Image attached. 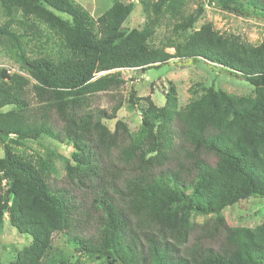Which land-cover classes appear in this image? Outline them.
I'll use <instances>...</instances> for the list:
<instances>
[{
	"label": "trees",
	"instance_id": "16d2710c",
	"mask_svg": "<svg viewBox=\"0 0 264 264\" xmlns=\"http://www.w3.org/2000/svg\"><path fill=\"white\" fill-rule=\"evenodd\" d=\"M211 1L264 14V0ZM181 2H147L142 26L126 28L132 5L120 0L96 18L71 0H0L8 19L0 47L26 71L0 68V230L6 217L30 236L6 264H73L49 254L54 233L105 264H264V220L230 225L221 214L248 198L264 200V38L254 45L208 22L195 28L196 16L178 13L173 29L182 43L170 45L172 53L150 46L158 17L177 14ZM42 38L58 46L29 56L27 43ZM197 58L240 76L252 94L208 86L179 108L170 85L164 105L144 98L138 144L124 121L112 130L103 121L116 117L120 102L109 112L92 107L96 95L124 83L110 70ZM41 136L71 147L60 185L49 158L15 150ZM191 212L209 218L198 223Z\"/></svg>",
	"mask_w": 264,
	"mask_h": 264
},
{
	"label": "rangeland",
	"instance_id": "374dc122",
	"mask_svg": "<svg viewBox=\"0 0 264 264\" xmlns=\"http://www.w3.org/2000/svg\"><path fill=\"white\" fill-rule=\"evenodd\" d=\"M81 6L93 18H96L108 9L117 0H71ZM132 5V11L123 22V26L141 27L145 19L143 14L147 2L157 0H120ZM177 14L163 11L158 17L154 31L148 43L155 48H163L172 53L170 45L182 43L183 34L174 31V25L180 21L178 13L182 17L193 14L196 16L193 26L198 28L202 23L208 22L212 27L222 33L236 34L242 40L257 45L264 38V14L259 11H245L237 14L220 9L211 0H181ZM14 19H20V14H14ZM0 7V24L7 22ZM14 21H12L13 23ZM14 24V23H13ZM17 28V27H15ZM43 43L29 42L28 55L33 56L42 50L53 52L58 46L55 39L46 40ZM35 44V48H33ZM42 51V52H43ZM190 61V62H189ZM187 61L169 60L158 67H150L145 71L140 69H113L109 72H117L124 80L123 85L105 93H99L93 98L92 107L110 111L111 107L120 102V107L114 119H104V123L112 130L117 119L127 125L134 143H140L145 136V129L141 124L143 112L147 108L145 97L149 96L154 104L164 105V94L172 85L176 91L177 104L182 108L190 100L201 96L208 86L222 89L236 95H250L253 86L240 76L225 71L218 65H213L203 59H190ZM179 62V63H177ZM0 68H6L8 73L18 72L22 75L26 71L21 67L11 52H6L0 47ZM105 73L101 72L98 75ZM97 75V76H98ZM133 94L134 104L129 103V96ZM15 150L26 158H49L51 179L56 185H60L64 179V165L70 159L71 147L68 144L58 143L52 138L41 136L37 140H25ZM0 156L2 148L0 147ZM230 225L254 226L264 220V200L248 198L232 207L225 208L221 213ZM191 220L202 222L208 216L191 212ZM92 226V224H91ZM89 235H93L92 227ZM86 234V233H85ZM72 238L65 233L52 235L49 254L57 261L78 264H105L100 260L89 259L83 255ZM30 243V236L20 234L3 218L0 230V264H6L14 259L16 253Z\"/></svg>",
	"mask_w": 264,
	"mask_h": 264
},
{
	"label": "water",
	"instance_id": "95a60500",
	"mask_svg": "<svg viewBox=\"0 0 264 264\" xmlns=\"http://www.w3.org/2000/svg\"><path fill=\"white\" fill-rule=\"evenodd\" d=\"M189 61V60H188ZM190 62V61H189ZM177 63H179V62H177Z\"/></svg>",
	"mask_w": 264,
	"mask_h": 264
}]
</instances>
